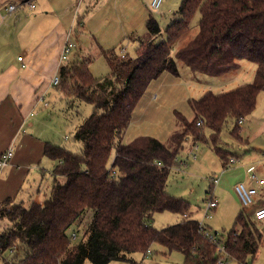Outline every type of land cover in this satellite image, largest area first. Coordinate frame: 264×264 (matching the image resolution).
<instances>
[{"label": "trees", "instance_id": "1", "mask_svg": "<svg viewBox=\"0 0 264 264\" xmlns=\"http://www.w3.org/2000/svg\"><path fill=\"white\" fill-rule=\"evenodd\" d=\"M197 11L199 32L172 56L174 42L189 30ZM179 13L181 17L166 29V38L159 40L162 28L150 14L147 35L138 37L135 55L104 52L110 68L104 77L96 78L90 71L91 56L61 66L60 84L68 106L83 100L95 110L74 131L80 151L46 142L45 155L55 161L49 197L27 206L11 198L0 201V223L10 222L0 231V264H83L87 257L94 264H109L127 260L131 252L146 255L155 242L170 253H183L185 264H219L223 255L249 264L248 257L257 256L263 233L259 222L243 210L222 244L223 253L205 236L201 223L185 214L163 228L152 223L157 211L184 213L189 207L166 189L186 140L211 141L224 167L232 157L240 162L238 153L221 146L223 127L233 121L231 134L248 143L239 121L254 112L264 91V0H183ZM244 59L257 65L253 82L193 99L194 117L189 120L178 112L181 127L166 141L150 135L122 141L150 83L165 71L178 75V61L194 72L219 76L238 68ZM88 211L94 214L87 239L74 245L76 231L69 230Z\"/></svg>", "mask_w": 264, "mask_h": 264}, {"label": "crops", "instance_id": "2", "mask_svg": "<svg viewBox=\"0 0 264 264\" xmlns=\"http://www.w3.org/2000/svg\"><path fill=\"white\" fill-rule=\"evenodd\" d=\"M18 1L0 0V155L9 148L14 150V157L0 169V201L8 198L16 200L21 192L30 187L33 192L38 191L32 201L42 203L43 198L39 193L40 170L45 171L51 163L45 155V144L48 141L57 142L53 138L54 124L48 122L51 118L49 106L39 101V95L46 94L49 88L54 87L51 80L59 74L62 65L91 56L89 68L93 73L92 55H95V50L104 53L125 46L127 54L133 56L129 54V44H135L137 49L140 44L138 37L134 38L139 33L137 27H143L150 14L143 13L142 0H39V4L35 3V9L26 7L10 13L8 5ZM123 33L127 37L133 35L130 39L128 37L120 41ZM69 40L76 43L72 49L74 55L62 60V52ZM20 56H23L22 60H19ZM184 64L178 61V75L165 71L150 83L148 98L145 101L142 99L139 109L133 112V123L128 128L132 138L125 140L126 129L123 142L128 143L141 135H152L166 141L181 127L176 108L173 114L169 111L174 108L166 111L167 102L177 99L178 103L179 99L188 96L191 103L210 90L217 94L233 90L253 82L257 71V65L245 59L240 61L238 68L219 76L194 72ZM181 70H191L186 82L179 80ZM152 90H159L162 98L154 92L153 100ZM180 92H183L182 97ZM191 111L193 116L186 117L189 120L194 117L192 107ZM148 114L157 121V126L151 132L144 127ZM244 121L241 133L244 138H248L250 145L245 150L263 148L264 91L258 95L256 109ZM244 160L246 163L256 160L258 176L264 179V150L258 154L248 153ZM240 166L245 172L238 183L245 182L250 187L258 188L249 214L254 218V211L264 206V184L258 185L251 178V170H256L255 166L248 168L243 163ZM236 185L230 190L239 205ZM258 222L263 233L261 244L264 245V219Z\"/></svg>", "mask_w": 264, "mask_h": 264}, {"label": "rangeland", "instance_id": "3", "mask_svg": "<svg viewBox=\"0 0 264 264\" xmlns=\"http://www.w3.org/2000/svg\"><path fill=\"white\" fill-rule=\"evenodd\" d=\"M33 1L36 4H39L41 2V0L40 2L39 0ZM182 1L183 0H164L159 10L153 11L150 6L147 5L151 2V0H142L143 13L145 15L147 13L152 14L154 17H156L162 28V35L158 38V40L161 38H166L165 31L168 28L169 24L174 19L181 17L179 13V8L181 6ZM200 19L201 13L200 11H197L191 20L189 30L174 42L172 56H174L175 51L178 48L184 46L190 39L197 35V33L199 32ZM137 30L139 32V36H146L145 23L143 24V27H140L139 25L137 27ZM132 35H128L129 39L132 37ZM138 35H135L134 38L139 37ZM128 37L127 34L123 33L120 41H122L124 38L128 39ZM119 47L116 49V51H119ZM73 52L74 51L70 53V58H72V56L74 55ZM97 52L98 51L95 50V55H92L93 75L96 78H100L106 76L109 73L110 68L103 53ZM129 54H136L135 44L133 43L129 44ZM190 74L191 70H181L179 80L186 82ZM154 92L155 91L153 90L151 92V98L153 100L155 99ZM148 93L149 92L147 88L140 101L142 99L143 101H145L148 98ZM155 93L162 98L159 90H157ZM179 94H181V97L183 96V92H180ZM42 95L45 96V101L40 102L43 103V105L45 102L49 103L48 114L51 118L48 119V122L54 124L52 126L54 141H56L57 144L68 146L76 152L80 151L81 144L74 139L75 127L80 124L86 117L90 116L94 112L95 106L83 100H76L74 104H70V106H68L67 99L64 96L62 84L49 88L47 93H42ZM139 103L137 104V106L139 105ZM140 105L138 107L136 106L135 109L138 110ZM190 106L191 103H189L188 96L185 99H179L178 103L177 99H171L169 102H167L166 111H168L170 108H174L173 110L169 111V113L172 112L173 114L176 108V113L179 112L185 117L190 118L189 116H193V113L191 111L192 106ZM146 119L147 120L144 122L145 130L151 132L152 128L157 126V121L155 119H152L150 114L147 115ZM132 123L133 122L131 121L129 126L132 125ZM129 126L127 127V131L124 135L125 140H129L130 138H132L130 137V133L128 132ZM232 127L233 121H228V123L225 124V126L223 127L221 133V146L226 150H229L230 152L232 151L238 153L239 157L241 156L239 158L240 162L230 167H224V163L219 157V155L216 153L215 147L211 141H198L196 143L191 137L186 140L184 148L181 149L178 153V164L175 165L171 170L166 189L173 196L184 199L189 204V207L187 210H185L184 213L170 210L155 212L154 218L152 220V223L155 227L163 228L167 225L175 224L185 218V214L186 216H188L189 219L199 221L208 232H210L212 235H215V237L221 242L220 246H222V244L225 243L230 230L234 226L238 214L243 210L245 216H249L252 206L244 207L241 203L239 196L237 195L239 200L238 205L237 200L235 199V196L231 192L230 188L232 190L235 188V185L239 182V178L241 177L242 173L245 172V170L240 166L242 163L248 168L251 166H255L257 174H259V169L257 167L258 162L254 160L253 163H246L244 157L248 153H261V151L264 150V147L261 149L257 148L246 151L245 149L250 146L249 143H241L239 140H237L231 134ZM209 132L210 131L208 130V135ZM66 134H68L69 136L68 139L65 138ZM244 139L248 140V138ZM195 143L198 145L197 150L195 149ZM194 153H196L197 155L196 158L193 157ZM114 156L115 153L113 152L109 164H111V162L113 161ZM48 159L51 162L50 166L45 168V171H43L42 169L40 170L41 180L39 193L43 200L49 197L53 182L52 172L55 165V161L49 157L47 158V160ZM216 175L219 177V182L213 185L210 181V178ZM210 190L212 192H209ZM37 192V190L33 192L32 188L27 187L24 192L20 193V196L15 201L23 202L27 206L34 202L32 201L33 196L37 195ZM26 194H28V196ZM212 194L218 201V207L208 212V201L211 198ZM21 196H23V199ZM93 214V211H88L79 220V222L74 224L69 230V234H73V232L76 231L78 235L75 239L73 238L74 245L87 239L90 223L93 219ZM9 225L10 222L8 220L1 222L0 231L6 229ZM149 251L150 253H147V256L144 255L142 252H131L128 253L127 260H112L109 262V264H134L135 262L137 264H183L185 261L183 253H181L180 251H173L172 253H170L167 251V248L159 242L153 243ZM164 251H166V254L164 253ZM223 257L225 258L226 255H223ZM247 261L249 264H264V245L261 244L259 252L255 258L248 257ZM226 263L237 264L236 261L231 260L227 257ZM83 264L94 263L91 261L90 258L87 257L84 260Z\"/></svg>", "mask_w": 264, "mask_h": 264}, {"label": "built area", "instance_id": "4", "mask_svg": "<svg viewBox=\"0 0 264 264\" xmlns=\"http://www.w3.org/2000/svg\"><path fill=\"white\" fill-rule=\"evenodd\" d=\"M163 2H164V0H152L150 7L153 11H158L161 8ZM26 7H28L29 9H35L36 4L33 0H19L18 2L10 3L7 7V10L10 13H12V12H16V11L25 9ZM75 47H76V43L74 41L69 40L66 43L64 50L62 52V60H66L68 58L69 54L71 53L72 49ZM120 53L123 56L127 55V50H126L125 46L120 48ZM22 59H23V56H20L19 60H22ZM51 84L53 86H57L60 84V75L59 74H57L56 76H54L52 78ZM38 99H39V101H45V96L41 94V95H39ZM44 105L49 106V103L45 102ZM239 123L242 125L244 123V119L243 118L240 119ZM66 139H68V136L66 137ZM195 149L197 150L198 146H195ZM13 157H14L13 148H9L7 151L3 152L0 155V169L4 168L10 162V160ZM193 157L194 158L197 157L196 153L193 154ZM236 163H238V162L236 161V159L234 157H232L230 159L228 167L235 165ZM251 172H252L250 175L251 178L254 181H256V183L258 185H263L264 179H261L258 176L256 170H254V168H253V170H251ZM210 181L212 182L213 185L217 184L219 182V177L217 175L213 176L210 178ZM236 191H237L239 198L241 200V203L244 207L251 206L255 200L256 195L258 194V188L256 186L250 187L245 182L238 183L236 185ZM217 207H218V201L212 194L211 198L208 201L207 211L209 212L211 210L216 209ZM254 218L257 221H261L264 219V206H262V207H260L254 211ZM202 228H203V231L205 233V236H207L209 239H211L213 241H216L219 244V247H218L219 252L223 253L224 252V246L223 245L220 246V243H219L218 239L215 237V235H212L210 232H208L206 230V228L203 227V225H202ZM73 237H74V239L77 237V234L75 232L73 234ZM16 248H17V246H14V248L11 249L10 252L13 254L16 251ZM0 253H1V250H0ZM218 263L219 264H227L225 262L224 258H222V257L219 259Z\"/></svg>", "mask_w": 264, "mask_h": 264}]
</instances>
